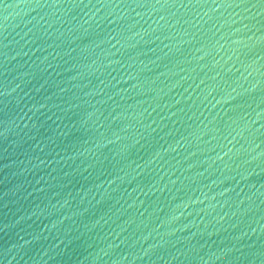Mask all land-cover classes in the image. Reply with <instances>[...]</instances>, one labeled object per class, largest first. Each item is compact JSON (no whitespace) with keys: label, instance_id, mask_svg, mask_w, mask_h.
I'll return each instance as SVG.
<instances>
[{"label":"water","instance_id":"obj_1","mask_svg":"<svg viewBox=\"0 0 264 264\" xmlns=\"http://www.w3.org/2000/svg\"><path fill=\"white\" fill-rule=\"evenodd\" d=\"M0 264H264V0H0Z\"/></svg>","mask_w":264,"mask_h":264}]
</instances>
